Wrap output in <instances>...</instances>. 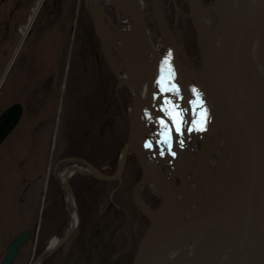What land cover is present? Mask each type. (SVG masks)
<instances>
[{"label": "rangeland", "instance_id": "obj_1", "mask_svg": "<svg viewBox=\"0 0 264 264\" xmlns=\"http://www.w3.org/2000/svg\"><path fill=\"white\" fill-rule=\"evenodd\" d=\"M36 1L0 0V39L7 42L0 49V100L23 107L16 128L0 145V262L8 242L29 230L31 237L13 264H31L42 252L38 264H131L148 224L133 206L140 168L129 154L120 182L104 181L93 171L110 176L116 170L127 139L131 94L105 64L86 0H45L22 39ZM143 2L154 48L172 49L182 81L190 71L204 84L184 0ZM200 2L207 6L213 0ZM155 3L160 15L151 10ZM193 86L203 103L205 89L199 82ZM171 97H164L165 112L183 116ZM121 118L124 127L116 130ZM74 167L81 171L68 180L71 207L61 179ZM147 196L145 186L139 197L146 205ZM150 198L156 207L158 200ZM72 208L76 228L61 246L48 249L51 238L69 232Z\"/></svg>", "mask_w": 264, "mask_h": 264}, {"label": "water", "instance_id": "obj_2", "mask_svg": "<svg viewBox=\"0 0 264 264\" xmlns=\"http://www.w3.org/2000/svg\"><path fill=\"white\" fill-rule=\"evenodd\" d=\"M184 2L194 30L202 76L214 109L213 119L220 122V131H224L233 146L235 131L242 139L240 156L235 158V177L218 190L220 203H209L212 191L208 185L207 164L214 150V146L210 147L209 144L214 126L209 123L201 133L199 150L194 153L188 143V131L194 113L193 100L187 97L175 75L168 71L164 55L155 50L150 41L143 0H86L92 26L106 62L118 78L117 67L113 64L119 59L126 72L125 83L131 86L133 92L127 139L119 151L116 170L110 176L102 175L95 169L94 171L102 180L120 182L127 156L133 154L141 170V179L133 188V201L139 210L136 196L140 185L146 184V179H149L156 186L154 194L159 198V203L148 216V225L137 242L131 264H149L154 257L155 264H164L166 257L183 243L190 239L194 246L198 238L199 247L197 246V251L190 259L180 256L177 258L173 254L169 264H216L224 257L232 262L229 264H264V91L254 86L243 70L245 49L264 31V0H256L248 18L236 28L229 62L224 67L218 66L215 60L203 19L206 10H214L219 21L217 32L219 30L225 34L228 17L221 0H213L208 6H202L199 0ZM157 84L170 86L174 93L179 90V102L185 109L182 141L189 156L187 162L179 154L177 134L171 122L155 107ZM143 86L145 95L141 99ZM236 91L244 92L260 102L262 125L258 131L250 127L238 108ZM131 113L134 114L133 117ZM21 114L22 108L16 103L0 116V143L15 128ZM144 117L153 118L156 129L161 118L172 129V150L176 155L173 161L176 168L170 180L159 170L145 164L141 149L144 138L149 140L153 148L154 145L152 135L143 122ZM192 171H195L203 188L198 195L189 198L188 187ZM67 174L68 172L63 177V183L69 202L71 191ZM175 178L178 180L177 184L174 183ZM198 199L201 202L196 205ZM238 213L241 217L238 218L240 221L237 225L224 224L214 233L213 239L204 241L206 230H211L229 215ZM75 228L76 224L70 227L69 232L58 239L53 249L61 246ZM238 231H242V234L236 241L224 244L229 241L232 233ZM30 236L31 232L24 230L13 237L6 245L0 264H13ZM42 255L43 252L31 264H38Z\"/></svg>", "mask_w": 264, "mask_h": 264}, {"label": "bare ground", "instance_id": "obj_3", "mask_svg": "<svg viewBox=\"0 0 264 264\" xmlns=\"http://www.w3.org/2000/svg\"><path fill=\"white\" fill-rule=\"evenodd\" d=\"M44 1L45 0H37L35 5L33 6L32 11L29 15L28 21L24 27V31H22L21 33L22 39L23 37L26 36V33L31 23L35 19L37 13L40 11ZM255 1L256 0H221L224 11L226 12L227 17H228V28L225 31V34L224 33L222 34V31H219V30L217 32L219 21H218L216 12L214 10L208 9L203 13V19H204V24H205L206 31H207V36L209 39V43L212 46L211 48L214 51V57H215L216 62L218 63V66L224 67L226 64H228L229 53H230L231 46H232V39H233L234 32L236 28L239 27L246 18H248L249 16L248 13L254 7ZM151 10H154V11L158 10L156 3L153 5ZM169 39L172 40V37H170ZM21 42L22 40L19 41L15 52L18 50V47L20 46ZM155 50H157L156 47H155ZM165 54H166V57H169L170 59L166 61L167 65L169 66V68H172V70L175 71L177 69V65L176 63L171 61V57H170L172 54H174V52L169 47L167 51L165 52ZM113 65L117 67V70H118V78H117L118 82L121 84V86L127 87L129 90V94H131V102L127 109V121L129 123V112H131L130 109L132 106V99H133L132 88L130 85L125 83L126 72L122 68L121 62L119 61V59L114 61ZM243 70L248 80L254 86L264 91V31L258 37H256L251 42V44L248 45V47L245 49L244 59H243ZM187 72L188 74L185 75L184 79L186 80L185 85L187 86V88H189V90H191L192 85L196 82L197 83L199 82V84H201L202 87L205 88L204 86L205 83L202 84L203 82L201 83L200 80L197 81L196 77L190 71H187ZM141 73L142 72H140V74ZM201 80L205 81L203 76H201ZM141 92H142V96H141V99H142L144 98V95H145L144 86ZM204 94H205L204 95L205 101L201 108V115L204 119L202 121L203 123L201 121L196 123L195 134H198V135L201 134L204 130V127L208 123H211L214 126V131L209 137L210 147L214 146V150H213L212 156L210 157L208 161L207 171H208V185L210 186V189L212 191V197L210 198L209 203L216 204L217 202L220 201L219 196H217L218 190L224 184L226 183L229 184V182L235 177V173L237 172V164H236L235 158L236 157L238 158L240 156V147L242 144V139L239 133L235 131L234 146H233L231 140L224 133V131L222 132L220 131L221 129L220 122H217L216 120L213 119V117L215 116L214 109H213L210 97L207 93V90L204 91ZM235 100L238 105V108L243 113L247 123L250 125L252 129H254L255 131H258L262 125L260 121L261 105L258 99L252 96H249L248 94L244 92L242 93L241 91H236ZM130 115L132 117L134 116L133 113H131ZM121 119L122 121H119L118 119L115 124L116 130H121L124 127V118H121ZM159 161L158 159L152 160L149 166L154 167V169H157V170H160V169L163 170V168H161L163 166H160ZM162 170H160V172H163ZM75 171H81V168L74 167L72 171H69L67 174L68 180ZM63 177L61 180H62V184L64 185ZM150 181L151 180L146 179L145 186H147V189L149 190V193L151 194V193H155L157 190H156V186L154 182L153 181L150 182ZM141 186L142 185H140V187ZM202 188H203L202 183L198 180V177H195L194 182L190 185L188 189L189 198H192L193 196L198 195L200 190H202ZM203 195H205V193H203ZM200 199H198V203L196 205L200 204L201 202ZM136 203L139 205L140 210L143 211L142 214L144 213L143 215H146L147 218L148 216L151 215L152 211L154 210V208L151 207V204L149 205V203L151 202H147L148 205H146V203L142 202L139 197L137 198ZM69 205L71 207H74V200L72 196H71V200L69 201ZM133 206L136 210H138V208L135 207L136 206L135 203H133ZM77 216L78 215L75 209L72 208L71 227H73L75 224L77 226V223H78ZM239 217H241L239 213L237 215H229L228 217H226V219L222 220L219 223H216L215 226L211 230L205 231V235L203 236V238H205L206 240L204 241L206 242L208 239H211V238L213 239L215 236L214 233H216L217 229L224 224L237 225L238 221H240V219L238 220ZM240 234H242V231H238V233H235V232L232 233L230 235L231 240L229 239V241L224 242V244H229L233 241H236L240 237ZM58 239L59 238L57 237L51 238L48 242L47 248L53 249ZM199 242L200 240L198 238L196 240V243L193 246V242L190 241L189 239L188 242L183 243L181 247H178L177 250L174 251L171 255H168L164 261V264H169L171 262V260L173 259L172 257L173 254L176 255L177 258L180 256V257H185L186 259H190L193 256V254L197 251L196 249H197V246L199 247ZM176 256H174V258H176ZM155 262H156V258L154 257L150 261L149 264H155ZM229 263H232V262L227 257H224L220 259V261L218 260L216 264H229Z\"/></svg>", "mask_w": 264, "mask_h": 264}, {"label": "flooded vegetation", "instance_id": "obj_4", "mask_svg": "<svg viewBox=\"0 0 264 264\" xmlns=\"http://www.w3.org/2000/svg\"><path fill=\"white\" fill-rule=\"evenodd\" d=\"M6 39H4V41H2V39H0V49H5L6 48ZM3 53H5V51L3 52ZM2 85V84H1ZM4 99V98H3ZM3 99H1L0 100V116L8 109V108H10L13 104H16V103H18V104H20L19 102H15V103H11V104H6L5 102H6V100L5 101H3ZM20 106H21V108H22V114H23V107H22V105L20 104ZM21 114V115H22ZM150 202V201H149Z\"/></svg>", "mask_w": 264, "mask_h": 264}]
</instances>
